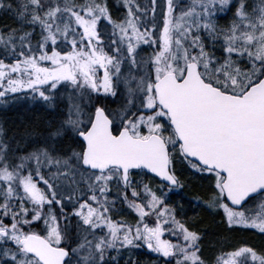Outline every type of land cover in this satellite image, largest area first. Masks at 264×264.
<instances>
[{
  "label": "snow or ice",
  "instance_id": "6c2138e0",
  "mask_svg": "<svg viewBox=\"0 0 264 264\" xmlns=\"http://www.w3.org/2000/svg\"><path fill=\"white\" fill-rule=\"evenodd\" d=\"M0 264H264V0H0Z\"/></svg>",
  "mask_w": 264,
  "mask_h": 264
},
{
  "label": "trees",
  "instance_id": "16d2710c",
  "mask_svg": "<svg viewBox=\"0 0 264 264\" xmlns=\"http://www.w3.org/2000/svg\"><path fill=\"white\" fill-rule=\"evenodd\" d=\"M245 239H247L248 241H245ZM252 239V238H251ZM252 240L249 241V238L247 236L244 237V235H234L232 237V242L233 243H240V242H247V243H250ZM258 246H259V242L257 243Z\"/></svg>",
  "mask_w": 264,
  "mask_h": 264
},
{
  "label": "rangeland",
  "instance_id": "374dc122",
  "mask_svg": "<svg viewBox=\"0 0 264 264\" xmlns=\"http://www.w3.org/2000/svg\"><path fill=\"white\" fill-rule=\"evenodd\" d=\"M245 236H247V237L249 238V241L252 240L251 242H255V243H256V242H257V243L259 242V243H260V241L257 240L255 237H252V236H249V235H244V237H245ZM251 238H252V239H251ZM245 241H248V240L245 239Z\"/></svg>",
  "mask_w": 264,
  "mask_h": 264
},
{
  "label": "flooded vegetation",
  "instance_id": "af4514ba",
  "mask_svg": "<svg viewBox=\"0 0 264 264\" xmlns=\"http://www.w3.org/2000/svg\"><path fill=\"white\" fill-rule=\"evenodd\" d=\"M239 233H237V234H235V235H238ZM239 235H242V234H239ZM250 243H253V244H255L256 246H258V244H257V242L255 243V242H250ZM259 246H260V243H259Z\"/></svg>",
  "mask_w": 264,
  "mask_h": 264
}]
</instances>
